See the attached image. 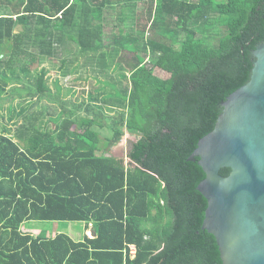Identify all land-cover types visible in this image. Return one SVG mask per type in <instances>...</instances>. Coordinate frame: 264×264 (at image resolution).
I'll return each mask as SVG.
<instances>
[{
    "label": "trees",
    "instance_id": "obj_1",
    "mask_svg": "<svg viewBox=\"0 0 264 264\" xmlns=\"http://www.w3.org/2000/svg\"><path fill=\"white\" fill-rule=\"evenodd\" d=\"M27 34L41 54H27L18 75ZM69 40L75 53L63 76L87 55L103 59L108 81L93 84L90 104L74 106L93 118L67 110L55 131L38 127L42 111L11 132L0 124V264H223L202 229L206 174L189 158L251 78L264 0H0V46L9 52L0 55V98L25 82L33 99L51 94L40 57ZM126 130L140 137L128 154L136 166L111 154ZM31 221L92 224L95 236H35L24 227Z\"/></svg>",
    "mask_w": 264,
    "mask_h": 264
},
{
    "label": "water",
    "instance_id": "obj_2",
    "mask_svg": "<svg viewBox=\"0 0 264 264\" xmlns=\"http://www.w3.org/2000/svg\"><path fill=\"white\" fill-rule=\"evenodd\" d=\"M253 56L249 82L222 103L215 129L189 158L206 174L198 186L208 203L202 229L223 264H264V43Z\"/></svg>",
    "mask_w": 264,
    "mask_h": 264
},
{
    "label": "rangeland",
    "instance_id": "obj_3",
    "mask_svg": "<svg viewBox=\"0 0 264 264\" xmlns=\"http://www.w3.org/2000/svg\"><path fill=\"white\" fill-rule=\"evenodd\" d=\"M113 18L115 20V16L113 15L108 16V19L110 22L108 30H111V27H112L111 23H113L114 21L112 20ZM127 18H129L128 15L126 16V19ZM127 23L125 26H130L131 24L130 19H128ZM22 31H24V28L21 26H19L16 29L17 33L22 32ZM125 31L126 32L129 31V28H125ZM30 36L32 37V34H30ZM215 43L216 41L213 40L212 44H215ZM30 44L33 45V41H30ZM130 47L133 48V46L131 45ZM7 50H8V47H7ZM28 51H30L33 54L38 53L37 48H34V46H30L28 48ZM8 53L6 52L5 46L3 47L0 46V55L6 56L8 55ZM8 57L9 56H6V58ZM61 58L62 56L59 59L53 60L52 62L46 61V63H43L41 65L43 66V68H46L48 71L47 85H49V88L51 89V94L57 95L58 89L62 88L60 95L56 97L55 96L52 97V95L49 92H47L43 94L44 98L40 102L38 101V99H33V96H31V91H34V89H36L35 85L30 86L28 82H25L26 87L24 86L23 89H22V86L20 88L14 87L17 89V91L15 92H12V89H13L12 88L8 92V94H5L3 97L0 98V124L1 126L6 127L7 130L11 132L16 128L17 125H19L20 122L24 121L22 118L23 115H28L34 111L40 110L41 107L43 106L44 108H46V111L50 113V115H48L49 113L47 114V112L44 113L45 117L42 118L43 125L41 124L40 127L43 130H44V127L46 130L49 128H55L56 125L52 124L50 120L52 115H53V118L62 119L65 116H68V114H66L64 111L67 108H71V104L75 103L76 106L81 105L83 102H86L85 104H88L87 98H86L87 97L86 92L88 88H90V84H89V80L87 79V76L93 78L97 76V74L91 72V75H87V73L85 74L84 70L83 71L81 70V72H78V74L76 75H70L69 77H64L62 74V71L59 69L61 65L60 63ZM82 60L83 58H80L79 62L81 63ZM30 63H31L30 56L23 55L21 62L19 61L17 64L13 66V71H16L18 75H22V72H21L22 68L24 66L30 65ZM41 66L37 69L41 70L42 68ZM4 69L6 71V68ZM9 70L10 69H7V71ZM112 74L114 73L112 72ZM75 79H80V80L75 81ZM92 87L93 86H91L90 90L92 89ZM12 108H13V111H11ZM23 109H25L24 114H22L21 112ZM83 109L84 107L79 108L76 111V114L79 117H81V115L86 113L85 116L87 118H90L91 117L90 112L83 111ZM12 116H13V121H11L10 119ZM46 121L48 122V125H45ZM103 134L105 136H111L110 131H105L103 132ZM139 138L140 137L138 135L130 134V132L126 130L125 135L123 136L122 140L116 145L117 148L115 149V147H112L111 154L112 155L114 154L113 150L115 149L116 154H114V156L118 160H122L125 166H128V167L136 166L135 164L132 163V161L128 157V154L132 148V145L135 142H137ZM84 225L85 224L83 223H75V222L73 223H65V222L52 223V222H42V221H31V222H27L24 225V227L27 230V232H31L34 234H41L47 237H52L53 235H57L58 233H65L69 235L73 240L76 241L77 239H83L82 235L85 234Z\"/></svg>",
    "mask_w": 264,
    "mask_h": 264
},
{
    "label": "crops",
    "instance_id": "obj_4",
    "mask_svg": "<svg viewBox=\"0 0 264 264\" xmlns=\"http://www.w3.org/2000/svg\"><path fill=\"white\" fill-rule=\"evenodd\" d=\"M23 32V31H22ZM25 32V31H24ZM15 33L16 34H18L16 31H15ZM19 33H21V32H19ZM28 36H27V38L26 39H23L22 38V40L19 42V46H20V51L22 52V53H24V55H26L27 56V54H29V53H31L30 51H28V48L30 47V46H34V48H37V52L38 53H40L41 54V46H39V44L38 45H34V42H33V45L32 44H30V41H33V40H31L30 38H31V36L29 35V34H27ZM148 35V34H147ZM13 46V45H12ZM54 48L55 49H58V50H56V54L53 56V57H50V56H48V55H45L44 57H40L41 59H40V64H39V66H38V68L43 64V63H46V61H53V60H55V59H59L61 56H62V58L60 59V63H61V65H60V67H59V69L60 68H62V66H63V61H64V59L66 58V56H68L69 58H70V56L72 55V54H74L75 53V46L70 42V40L69 41H67V43L65 44V46H61V44L60 45H57L56 43L54 44ZM80 58H83V60H82V62L80 63L79 62V59L80 58H78L77 59V61L76 62H74V63H69L68 65H66L63 69L64 70H69L71 73H69L66 77H69L70 75H76V74H78V72H81V70L83 71L84 70V72H85V74L87 73V75H91V72L92 73H96L97 74V76H95V77H89V76H87V79L89 80V84H90V88H91V86H93V84L94 85H99V84H101V83H105V82H107L108 81V76L107 75H105V74H103L101 71H102V64H103V59H97V61H90V59H88L87 58V55H85V56H79ZM21 59H22V56H21ZM78 64V65H77ZM42 68L41 69H45V70H47L46 68H43V66H41ZM48 72V71H47ZM62 74H63V72H62ZM111 75H113L112 73H111ZM86 78V77H85ZM47 80H48V77H47ZM77 80H80V79H75V81H77ZM59 87V86H58ZM60 88V87H59ZM90 88H88V90H87V92H86V98H87V102H88V104H90V102H91V92H92V90H93V87H92V89L90 90ZM51 90V89H50ZM62 91V88L61 89H58V94L57 95H52V97H56V96H58V95H60V92ZM86 91V90H85ZM85 93V92H84ZM27 96H28V94H27ZM43 98H44V96H43ZM42 98V99H43ZM36 99H38V101H42V99H40L38 96L36 97ZM56 99V98H55ZM83 101V100H82ZM81 101V102H82ZM40 102H38V103H40ZM28 103V102H27ZM84 104L86 103V102H83ZM88 104H85V106L86 105H88ZM76 104L75 103H73V104H71V108H67V109H65V113H67V110H70V111H72L73 110V112L74 113H76V111L78 110V109H75L74 108V106H75ZM80 106V105H79ZM84 106V109H83V111H86V112H90V114H91V117L90 118H93L94 117V113H92V111L91 110H87L86 109V107ZM24 111H25V109H23L21 112H22V114H24ZM40 111H42L43 113H45V112H47L46 111V108H44L43 106L41 107V109L40 110H37V111H34V112H32L31 114H28V115H26V116H32V115H38V113L40 112ZM49 112H47V114H48ZM112 114V113H111ZM110 114V115H111ZM48 115H50V113L48 114ZM84 115V116H83ZM83 115H81V117H83V118H87L85 115H86V113L85 114H83ZM113 115V114H112ZM24 116L25 115H23L22 116V118H24ZM43 117H45L44 116V114H43V116L42 117H40V119H39V122H37L38 123V127H40L41 126V124L43 125V120H42V118ZM53 115L51 116V118H50V120H51V123L52 124H55L56 125V127L55 128H49V129H47V130H52V131H55L56 129H57V126H58V124H59V122H57V120L58 119H56V118H53ZM41 121V122H40ZM56 122V123H55ZM45 125H48V122L46 121L45 122ZM44 127V126H43ZM41 128V127H40ZM42 129V128H41ZM44 130H46L45 129V127H44ZM115 147V149L117 148V146H114ZM115 149L113 150V153L114 154H116L115 153ZM114 154L112 155L114 158H116L115 156H114ZM117 159V158H116ZM84 228H85V234H87L89 237H92V235H93V233H94V231H93V227H92V225H90V227H89V229L88 230H86V226L84 225ZM59 234V233H58ZM92 234V235H91ZM33 235H38V234H34L33 233ZM53 236H56V235H53ZM83 236L84 235H82V238H83ZM82 239H77L76 240V242H79V241H81Z\"/></svg>",
    "mask_w": 264,
    "mask_h": 264
},
{
    "label": "built area",
    "instance_id": "obj_5",
    "mask_svg": "<svg viewBox=\"0 0 264 264\" xmlns=\"http://www.w3.org/2000/svg\"><path fill=\"white\" fill-rule=\"evenodd\" d=\"M130 255L132 258H134L136 256V247L134 245L130 246Z\"/></svg>",
    "mask_w": 264,
    "mask_h": 264
}]
</instances>
